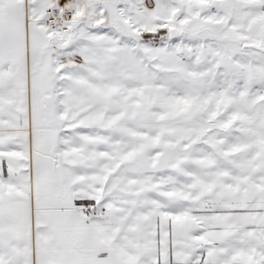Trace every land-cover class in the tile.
<instances>
[{
  "label": "snow or ice",
  "instance_id": "obj_1",
  "mask_svg": "<svg viewBox=\"0 0 264 264\" xmlns=\"http://www.w3.org/2000/svg\"><path fill=\"white\" fill-rule=\"evenodd\" d=\"M0 264H264V0H0Z\"/></svg>",
  "mask_w": 264,
  "mask_h": 264
}]
</instances>
